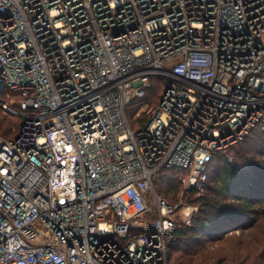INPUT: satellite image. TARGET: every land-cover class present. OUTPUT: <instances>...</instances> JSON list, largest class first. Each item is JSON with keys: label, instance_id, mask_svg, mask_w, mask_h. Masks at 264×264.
<instances>
[{"label": "built area", "instance_id": "2783aa9c", "mask_svg": "<svg viewBox=\"0 0 264 264\" xmlns=\"http://www.w3.org/2000/svg\"><path fill=\"white\" fill-rule=\"evenodd\" d=\"M0 107V264H171L159 185L264 127V0H0Z\"/></svg>", "mask_w": 264, "mask_h": 264}, {"label": "trees", "instance_id": "16d2710c", "mask_svg": "<svg viewBox=\"0 0 264 264\" xmlns=\"http://www.w3.org/2000/svg\"><path fill=\"white\" fill-rule=\"evenodd\" d=\"M153 80V87L146 96V100L151 102L158 99L164 88L161 79ZM20 124L21 117L7 114L0 107V135L10 132V127L16 125L17 133L5 138L15 137ZM230 153L234 156L233 160L227 157ZM174 185L161 184L158 188L168 196V193L178 189V184ZM195 201H199L200 210L193 223H179L177 226L176 239L170 248L171 264H193L188 257L192 256L189 249L183 250L173 263V254L187 238L191 237L193 244L200 248L206 243L205 239H220L229 228L241 231L251 228L264 218V127L260 124L255 126L227 153L215 155L206 194ZM258 264H264V251Z\"/></svg>", "mask_w": 264, "mask_h": 264}, {"label": "rangeland", "instance_id": "374dc122", "mask_svg": "<svg viewBox=\"0 0 264 264\" xmlns=\"http://www.w3.org/2000/svg\"><path fill=\"white\" fill-rule=\"evenodd\" d=\"M140 103L141 101L134 104V106ZM16 129V125H13V127H10V132L4 135L1 134L0 136H14L17 133ZM177 188L178 189L168 193L167 197L170 200L183 198V200L195 204L198 207L194 216L196 217L200 210L199 201H195L196 198L192 194H182L180 185H178ZM237 229L238 228L227 229L226 234L217 240L205 239L204 241L206 243L200 246V248H197L198 246L193 244V239L191 237L187 238L185 244L180 246L173 254V263H175L176 258L182 254L183 250L189 249L192 256L188 257L192 259L193 264H258L260 261V254L264 251V218L258 220L251 228H246L242 231Z\"/></svg>", "mask_w": 264, "mask_h": 264}]
</instances>
